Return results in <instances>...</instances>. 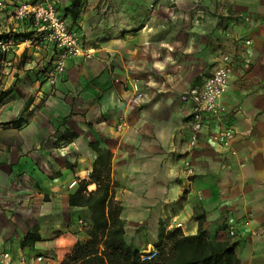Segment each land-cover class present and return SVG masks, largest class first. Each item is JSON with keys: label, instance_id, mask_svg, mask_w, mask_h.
I'll return each instance as SVG.
<instances>
[{"label": "crops", "instance_id": "obj_1", "mask_svg": "<svg viewBox=\"0 0 264 264\" xmlns=\"http://www.w3.org/2000/svg\"><path fill=\"white\" fill-rule=\"evenodd\" d=\"M55 1L82 38L101 41L91 56H71L53 89L39 69L56 45L30 42V19L14 23L24 36L5 87L21 96L8 90L0 100V245L28 257L44 245L62 263L87 235L79 225L89 212L69 206V195L89 179L98 156L89 142L98 140L113 152L115 197L136 248L155 247L161 226L191 235L202 225L209 238L232 243L242 264H264V0H140V23L124 17L97 30L91 11L74 21L65 7L72 0ZM224 54L235 65L220 102L236 136L230 146L217 143L215 119L192 148L193 105L181 96ZM29 98L22 127L2 125ZM35 226L42 241L23 248Z\"/></svg>", "mask_w": 264, "mask_h": 264}, {"label": "trees", "instance_id": "obj_2", "mask_svg": "<svg viewBox=\"0 0 264 264\" xmlns=\"http://www.w3.org/2000/svg\"><path fill=\"white\" fill-rule=\"evenodd\" d=\"M79 0L70 5L71 17L76 21L81 14ZM32 98L24 105L21 114L2 125L22 127L23 114L29 109ZM67 120V119H66ZM72 142L78 134L70 132ZM97 153L89 179L80 180L78 187L69 195V206L88 210L87 240L78 241L67 253L61 264H242V259L227 240L211 239L203 226L195 234L185 235L181 228L161 226L155 245L158 255L144 259L139 249L126 237V221L122 218L124 205L115 197L117 181L114 180L113 152L101 147L100 141H90ZM70 165V163H67ZM91 184L96 189H89ZM22 247L35 248L42 241L40 227L35 226L22 239Z\"/></svg>", "mask_w": 264, "mask_h": 264}, {"label": "built area", "instance_id": "obj_3", "mask_svg": "<svg viewBox=\"0 0 264 264\" xmlns=\"http://www.w3.org/2000/svg\"><path fill=\"white\" fill-rule=\"evenodd\" d=\"M16 11V19H30L36 25L34 38L30 39L33 44L37 40H44L54 43L58 51L57 68L61 72L65 69V61L70 56L86 57L91 56L94 49L85 44V40L72 27L68 19L56 6L55 0H40L33 2L24 0ZM247 43H250L248 40ZM19 39L12 35L0 36V60H4L12 48L19 46ZM235 59L230 54H224L215 71L208 75L202 85L191 86L181 96L184 102L192 103L193 108L189 116L191 122L190 146L198 145L201 135L206 126L212 120L220 122V130L212 134V138L219 144L230 146L235 138L234 128L225 123L228 111L221 105L220 98L229 88V81L234 72ZM185 169L194 173L195 169L188 159L185 161ZM232 233H234L232 231ZM144 259H152L158 255V250H139ZM20 264H49L50 260L42 255L33 257L21 256ZM13 255L10 249L0 245V264H14Z\"/></svg>", "mask_w": 264, "mask_h": 264}, {"label": "rangeland", "instance_id": "obj_4", "mask_svg": "<svg viewBox=\"0 0 264 264\" xmlns=\"http://www.w3.org/2000/svg\"><path fill=\"white\" fill-rule=\"evenodd\" d=\"M24 0H20L19 3L15 5V0H0V36H5L7 37L8 35H12L13 38L19 39V42L21 38L20 36H24L23 32L21 31L20 33H17V25H14L16 22V11L18 10L17 8L19 5L23 2ZM34 3L35 2H40V0H31ZM73 1V0H72ZM154 0L151 5L153 7H158L157 3H155ZM173 0H164V3L167 5L173 6L172 5ZM72 3V2H71ZM70 3V4H71ZM70 4H66V10H67V17L70 19L72 18L71 12H70ZM78 7L81 10V15H83L87 11H91L95 17L99 19L100 24H94L92 23V27L94 30L98 29L102 24H109V22H118L124 17H126V20H132V22H137L140 23V16L139 12L143 8V3H141L140 0H79ZM152 7V6H151ZM79 17V18H80ZM76 23V22H75ZM96 23V22H95ZM88 36L85 35L83 36V39L85 40ZM102 38H107V35L102 36ZM95 41H101V37H88L86 40V44L88 47L93 48ZM100 45V44H96ZM94 51L92 52V54ZM71 57V56H70ZM68 57L65 61V69L67 65V60L70 58ZM75 57V56H74ZM58 51H56V54L53 56L52 62H50L49 66L44 67L42 69H39V74L42 75L43 79L45 81H48L52 86L53 89L55 88V84L58 80V77L65 71H59L57 68V61H58ZM18 59V60H16ZM19 63V58H18V46H15L14 48L11 49L9 54H7L4 58V60H0V100L5 99V97H8L10 94L8 92V88L5 87L7 84V79L6 76L11 74L12 70L16 65ZM13 88L11 90L16 91V94L21 96V91L16 87L11 85ZM9 90V91H11ZM75 181L73 183H68V187H72L74 185ZM91 188V185L89 187ZM89 222L88 219L84 216L81 217L80 221V227L84 231H86V228L88 227ZM87 235H85L84 238L81 237L79 241H85L87 240ZM47 249L45 248L44 245H39L37 248H35L33 251V254L35 255H44L47 258H52L53 264H57L54 262L57 258H54L51 252L46 251ZM21 254V255H20ZM21 256H26L24 255L23 252L19 253H14V258L13 262L14 264H20ZM33 257V256H31Z\"/></svg>", "mask_w": 264, "mask_h": 264}]
</instances>
